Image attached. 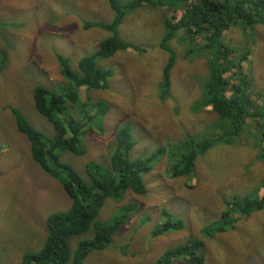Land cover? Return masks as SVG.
Here are the masks:
<instances>
[{"label":"rangeland","instance_id":"obj_1","mask_svg":"<svg viewBox=\"0 0 264 264\" xmlns=\"http://www.w3.org/2000/svg\"><path fill=\"white\" fill-rule=\"evenodd\" d=\"M108 3L0 0V264H21L23 254L38 252L47 237L46 218L71 205L59 182L31 158L29 142L17 131L10 110H19L34 129L53 134L51 124L34 108L32 90L36 86L60 90L64 80L57 72V56L69 60L70 67L77 70L78 61L93 55L99 43L110 37L101 29L83 28L89 22L111 23L114 12ZM173 15L178 17L176 12L147 5L127 13L117 33L139 51H117L96 59L98 70L111 71L107 88L78 89L80 102L89 104L86 111L90 116L92 110L101 111L102 104L108 110L100 122L90 120L84 128V155L65 153L63 162L84 178L86 164L110 169L116 133L126 126L135 143L129 159L156 154L152 170L142 177L144 195L129 191L119 202L105 200L96 219L100 223H110L124 206H133L136 212L112 235L109 245L91 252L81 264H155L167 251L188 240L203 243V264H264V208L247 220L232 214L237 222L225 232L209 230L220 223L227 202L264 196V163L259 159L260 154L264 156V120H249L244 124L246 131L244 127L236 136H229V143L219 142L199 153L189 174L172 177L168 171L181 161L183 152H189L183 147L186 141L230 130L225 126L229 123L203 108L199 99L209 55L202 53L200 40L191 44L187 38L180 40L182 33L177 32L166 42L175 62L169 72L170 85L162 87V72L170 55L160 47L163 23ZM231 30L233 33L228 30L223 34L227 47L231 44L235 48L237 58L242 51L250 53L241 72L234 58L231 71L223 78L230 81L232 73L237 78L246 75L253 99L262 106L264 14L259 25L247 29L236 25ZM228 59L223 56L218 63ZM79 113L73 112L81 119ZM90 125L95 126L91 129ZM163 211L183 227L155 236L154 230L167 220ZM91 238L92 230L71 238L70 252L78 242Z\"/></svg>","mask_w":264,"mask_h":264},{"label":"trees","instance_id":"obj_2","mask_svg":"<svg viewBox=\"0 0 264 264\" xmlns=\"http://www.w3.org/2000/svg\"><path fill=\"white\" fill-rule=\"evenodd\" d=\"M114 12V18L109 24L85 23L84 30L101 29L110 37L101 41L95 53L80 59L75 67H70L69 60L57 56L60 70H56L64 80L60 90H50L36 86L32 90V99L35 110L51 124L53 134L48 136L33 128L27 118L17 109L12 108L11 114L15 120L17 131L25 136L29 142L31 158L43 172L55 179L71 200L70 207L62 212L51 213L45 221L47 237L38 252L23 254L21 264H81L93 251H101L109 245L112 235L126 224L129 216L136 212L133 206L121 207L116 218L110 223L96 221L99 211L106 199L115 202L122 200L126 192L136 195L145 194L143 175L152 170L156 154L152 153L142 159H129L128 155L135 143L131 138L129 127L117 131L114 150L110 156V169H105L97 163L86 164L84 178L70 164L63 162V154L71 153L78 157L84 155L82 136L88 121L100 122L107 113L108 106H100L101 111L92 110L90 116L86 108L87 103L79 100V88L106 89L111 71L102 72L95 67L96 59L108 58L117 51H127L138 48L122 41L117 33L125 15L135 8L151 6L152 8H165L178 13L171 19L165 20L164 35L160 47L170 52L168 61L162 72L164 89L170 85V70L175 58L166 42L178 32L182 33L180 40H187L191 44L200 40L202 53L207 52L206 78L200 100L203 108H209L212 113L224 122L230 130L223 134H215L212 138L189 140L183 147L189 152H183L181 161L170 168L172 177L190 173V166L194 158L210 149L219 142L229 143V136H236L243 131L249 120H264V104L259 106L252 97L251 82L246 75L236 77L230 75V81L223 75L230 72L234 65L237 51L230 44L224 43L223 34L236 25L247 29L261 24L264 14V0H129L119 3L117 0H108ZM231 39V38H230ZM188 48V54L193 53ZM230 53V54H229ZM233 53V54H232ZM250 51H242L237 58L239 72L243 68ZM223 56H229L227 62L218 63ZM235 56V57H234ZM238 80V84H234ZM233 82V83H232ZM264 103V96H261ZM94 107V105H92ZM82 112L81 119L73 114ZM227 123V124H228ZM95 125H90L92 129ZM259 126V125H258ZM189 138V137H188ZM188 140V139H187ZM264 140V133H263ZM179 144L178 148H181ZM161 151V150H159ZM162 152V151H161ZM160 152V153H161ZM264 163V156L259 155ZM177 168V169H175ZM228 209L220 218V223L211 229L212 233H221L232 227L238 215L239 220H247L252 213L264 208V196L259 200L244 198L226 203ZM162 215L167 219L161 227L154 230V235H161L168 230L181 229L180 221L173 222L171 216L164 211ZM231 216V217H230ZM230 217V218H229ZM92 230V238L78 242L73 253L70 252V240ZM203 243L198 240H188L184 244L169 250L155 264H172L183 261L185 264H203Z\"/></svg>","mask_w":264,"mask_h":264}]
</instances>
